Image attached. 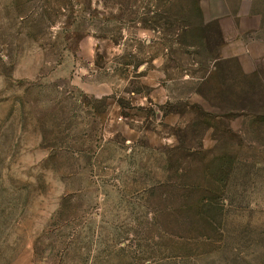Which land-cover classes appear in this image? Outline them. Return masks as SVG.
<instances>
[{"label": "rangeland", "instance_id": "obj_1", "mask_svg": "<svg viewBox=\"0 0 264 264\" xmlns=\"http://www.w3.org/2000/svg\"><path fill=\"white\" fill-rule=\"evenodd\" d=\"M0 264H264V0H0Z\"/></svg>", "mask_w": 264, "mask_h": 264}, {"label": "crops", "instance_id": "obj_2", "mask_svg": "<svg viewBox=\"0 0 264 264\" xmlns=\"http://www.w3.org/2000/svg\"><path fill=\"white\" fill-rule=\"evenodd\" d=\"M255 57V56H254Z\"/></svg>", "mask_w": 264, "mask_h": 264}]
</instances>
